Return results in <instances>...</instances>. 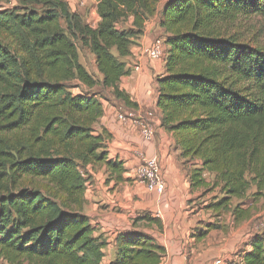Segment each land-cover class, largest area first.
Returning <instances> with one entry per match:
<instances>
[{
	"label": "trees",
	"instance_id": "trees-1",
	"mask_svg": "<svg viewBox=\"0 0 264 264\" xmlns=\"http://www.w3.org/2000/svg\"><path fill=\"white\" fill-rule=\"evenodd\" d=\"M17 1L23 12L0 11L8 42L0 43V258L101 264L105 242L83 213L86 168L104 164L122 179V163L107 161L109 134L96 128L101 101L110 95L130 105L118 87L129 75L122 59L155 15L167 33L165 75L156 79L160 126L188 166L190 189L215 193L208 209L230 213L234 224L251 218V205L264 198V51L220 37L216 25L264 16V0H166L160 8L158 0H95L94 29L65 0ZM126 18L129 32L116 28ZM75 41L94 56L98 80L79 63ZM216 229L208 223L191 236ZM114 242L111 264L161 263L164 250L147 235L122 232ZM245 246L223 264H264V233Z\"/></svg>",
	"mask_w": 264,
	"mask_h": 264
},
{
	"label": "crops",
	"instance_id": "crops-1",
	"mask_svg": "<svg viewBox=\"0 0 264 264\" xmlns=\"http://www.w3.org/2000/svg\"><path fill=\"white\" fill-rule=\"evenodd\" d=\"M65 1L70 7L72 0ZM142 34L136 41L140 47L131 46L130 56L122 59L124 63L134 62V57L141 66L140 71L132 73L127 64L129 75L119 81V90L129 96L130 105L109 95V102L101 101L103 115L96 126L110 136L106 143L107 161L122 163V179L117 180L116 174L104 164L86 168L90 181L85 188L83 213L90 218L93 236L105 242L101 264L113 262L116 235L132 231L149 236L163 248L162 264H214L219 258L224 262L238 260L235 254L252 235L244 230L250 219L234 224L229 213V229L212 230L202 239L191 236L192 229L204 221L203 210L192 207L203 191L190 189L188 166L183 165L172 134L160 126L155 78L165 75V63L148 61L142 55L141 48L151 43L146 29ZM145 122H151L155 129L151 141L142 138L137 126ZM141 157H155L159 161L166 182L162 195L147 192L135 180L134 170ZM205 177L211 179L209 174ZM245 249L249 247L246 245Z\"/></svg>",
	"mask_w": 264,
	"mask_h": 264
},
{
	"label": "rangeland",
	"instance_id": "rangeland-1",
	"mask_svg": "<svg viewBox=\"0 0 264 264\" xmlns=\"http://www.w3.org/2000/svg\"><path fill=\"white\" fill-rule=\"evenodd\" d=\"M165 1L166 0H158L156 5L157 8H160ZM27 8L33 9L38 13L42 12V9L36 5H28ZM2 10H18L17 12H23L25 9L22 5L19 4L17 0H0V11ZM69 11L77 15L84 24L90 26L93 29L97 27L99 17L96 11L95 0H72L70 3ZM131 23V18L121 19L118 21L116 28L129 32L133 29ZM59 25L63 30H65V25L62 20L59 21ZM216 28V34H218L220 37L232 38L238 43L246 44L255 49L264 51V16L255 15L248 18H244L241 16L237 18H229L222 22H219L216 25ZM145 29L151 35V42H153L154 40H161L162 42L165 41L167 33L163 28L158 26V18L156 15L148 17L145 20L143 31ZM137 39V37L132 38L131 46H135L136 48L140 47V45L137 46ZM0 43L8 44L7 40H1V37ZM75 45L77 48L79 63H81L85 67V69L90 75H92L96 80H98L99 76L94 64V56L86 47H83L79 42L75 41ZM163 51L164 53L166 52V47L163 48ZM110 52L114 55H117L114 48L111 49ZM133 61L134 62L127 61L125 63L126 65H129L130 72L133 73V71H137L136 67H139L138 71H140L141 66L139 65V62L135 61L134 57ZM161 62H164V59ZM74 84H76V82L70 83V86H73ZM80 91L81 89L75 88L70 90V92L73 94H77ZM214 194L215 193L207 194L203 197L199 196V198H197L195 200V203L192 205L193 209L203 210L201 218H204V221L199 222L197 226L204 227L208 223H213L218 225L220 229L227 230L230 228L231 223L229 213H216L208 209V205L213 203L212 197L214 196ZM250 212L251 221L248 223L244 230H246L248 233H251L252 235L264 233V198L255 201L250 207ZM242 246H245L244 242ZM0 264L9 263L0 258ZM18 264H27V262L21 261Z\"/></svg>",
	"mask_w": 264,
	"mask_h": 264
},
{
	"label": "built area",
	"instance_id": "built-area-1",
	"mask_svg": "<svg viewBox=\"0 0 264 264\" xmlns=\"http://www.w3.org/2000/svg\"><path fill=\"white\" fill-rule=\"evenodd\" d=\"M164 47V42L161 40H154L148 46L142 47L140 52L148 61L160 62L163 61L165 57L163 51ZM136 70L138 71L139 67H136ZM119 119L124 120L122 117H119ZM134 123L136 124L137 122ZM137 126L143 139L151 141L154 138L155 129L151 122L138 123ZM140 160L141 163L134 172L136 181L141 184L147 192L162 195L166 190V182L159 161L155 157H141ZM223 263L224 260L222 258L214 262V264Z\"/></svg>",
	"mask_w": 264,
	"mask_h": 264
}]
</instances>
